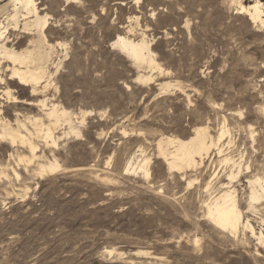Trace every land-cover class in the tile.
Returning a JSON list of instances; mask_svg holds the SVG:
<instances>
[{"label":"rangeland","instance_id":"rangeland-1","mask_svg":"<svg viewBox=\"0 0 264 264\" xmlns=\"http://www.w3.org/2000/svg\"><path fill=\"white\" fill-rule=\"evenodd\" d=\"M255 1L36 0L44 80L10 79L0 56V131L20 132L0 138V264H264V25L239 13ZM10 8L0 44L32 49L37 29ZM118 36L147 40L156 63ZM198 127L208 154L169 170L158 139ZM228 189L254 232L209 217Z\"/></svg>","mask_w":264,"mask_h":264},{"label":"bare ground","instance_id":"bare-ground-1","mask_svg":"<svg viewBox=\"0 0 264 264\" xmlns=\"http://www.w3.org/2000/svg\"><path fill=\"white\" fill-rule=\"evenodd\" d=\"M74 1L75 0H73V2ZM9 7L13 8V12L7 17L8 23L10 22L12 24H15V26L17 27L21 15L22 17L25 16L26 19L24 23V29L30 30V26H33L37 29L40 37L37 41L34 42L36 44L32 49L27 48L22 52H18L13 48L7 47L5 43H1L0 56L8 59L13 63L14 67L12 69L10 79H16L20 84L25 86L31 83L38 84L44 80L46 71L39 65H35L32 67L30 64L36 63L38 60H42L44 58V54L41 53L42 51H40V47H42L41 43L44 39V30L48 26L47 15L41 16L39 14L36 0H9L6 5L4 4V6L0 7V15ZM23 12H25L24 15ZM239 13H245L247 16H249V19L252 22L261 23L262 25H264V3L259 0L255 1L254 4L249 6L241 5ZM30 17H32V19ZM1 28L2 24L0 25V29ZM2 32L0 35V39L3 38ZM113 44L120 47L121 50L136 64L146 62L150 66H152L156 63L154 57L152 56L151 43H149L145 39L135 41L125 36H118ZM139 79L150 81L152 77L150 75H140ZM167 86L169 87L170 85ZM67 114L68 112L66 110H58L56 106L51 108L48 112L49 116H53L57 120H60ZM17 123L19 124L20 122L17 121ZM18 136H20V132L18 129L12 128L8 123H4L2 125L0 138L9 137L14 140ZM47 136L52 137V133L48 132ZM212 144L213 138H211L207 127L196 128L194 134L187 140H183L174 136H163L157 141L160 152L159 154L164 158L169 170L171 171L180 170L184 167L197 166L198 162L196 160V156H200L202 162L203 155L208 154ZM171 147L173 148V150H171ZM225 160L228 161L230 160V158H226ZM146 164H148V161L146 162ZM58 166L59 164H45L41 165V170L43 172L47 170L52 171L57 169ZM145 172L147 175L150 174L149 170L147 169L145 170ZM253 183L259 184L264 189V186L261 184L263 183L261 182V179L255 180ZM261 197L262 195L256 191H254L251 196L252 200H259ZM208 215L217 226L221 227L224 230H231L235 232L241 225H244L254 232V228L252 227V225L248 221L245 222L243 220V215L238 206L235 192L233 190L228 189L224 191L208 207Z\"/></svg>","mask_w":264,"mask_h":264}]
</instances>
